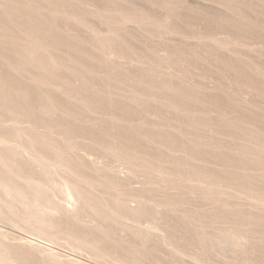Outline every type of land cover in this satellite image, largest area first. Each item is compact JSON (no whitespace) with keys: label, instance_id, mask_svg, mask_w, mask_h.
Here are the masks:
<instances>
[{"label":"bare ground","instance_id":"6f19581e","mask_svg":"<svg viewBox=\"0 0 264 264\" xmlns=\"http://www.w3.org/2000/svg\"><path fill=\"white\" fill-rule=\"evenodd\" d=\"M210 1L0 0V221L47 242L0 230V264H264V0Z\"/></svg>","mask_w":264,"mask_h":264},{"label":"rangeland","instance_id":"374dc122","mask_svg":"<svg viewBox=\"0 0 264 264\" xmlns=\"http://www.w3.org/2000/svg\"><path fill=\"white\" fill-rule=\"evenodd\" d=\"M189 4H191L194 8H198L196 10L201 11L202 9H207V10H213L216 11L217 7L213 4L214 1H210V0H188ZM240 48H243V52L245 54V56H242L244 58L247 59H252L253 57H255L256 55H258V51L256 50L257 45H253L252 48L246 47V46H239ZM92 156V157H91ZM89 157L93 158V155H91ZM129 158H134L132 156H130L129 154H127L125 157H122L120 159L113 157V156H107L106 158H104L103 160H101V165L104 166V168L108 171V173L110 175H125L129 172V169H132L134 171V173H130L131 175V180L133 181L131 183V185H129L127 187V192L130 193H136L137 192V188L140 186V182H139V178L137 177V173L139 172L141 175H143V177H148L149 179L156 180L158 181L159 174L158 173H151L148 172L144 169L143 166H138L136 164H132L129 162ZM135 160H138L136 158H134ZM140 161V160H138ZM161 183H163L164 186V182L160 181ZM175 184H182V186H174V187H178V188H182L185 190V192L183 193H178L179 197L182 196H187V195H194L196 196L198 193L193 192V186L192 185H188L187 183L183 182V181H178ZM173 184V185H175ZM152 191H160L163 190V188H157L156 186H151ZM151 191V192H152ZM200 195H203L206 198V207L207 208H212L215 207L219 204H217L220 200H232V201H236L239 203H247L249 200L248 198L245 196V194L243 193H239V194H234L232 192V190L228 189V188H222L220 191L218 192H212L210 190L207 189H203L202 192L200 193ZM127 196H123V199H126ZM137 197L133 198L136 199ZM140 198V197H138ZM132 205H136L137 202L136 201H131ZM217 204V205H216ZM241 205V204H239ZM237 205V206H239ZM245 207H248L247 204H245ZM148 216H143L141 218L142 221H146ZM111 224H114V226L117 228L116 233H119V227L120 225H122L119 222H115L114 220H110L109 221ZM0 230H5L7 232H9L12 236H7L4 238V241L6 242H10V243H20L22 241H30L32 240H36V241H40L39 243H43L45 242V240H41V238H38L30 233H28L25 229H21V228H17V227H12L7 223H4L2 221H0ZM30 238V239H29ZM111 243V241H109ZM47 243V242H45ZM112 244V243H111ZM58 250H60V252L64 253V254H69L72 253L70 252L69 248L66 245H61V246H57ZM18 250L21 252V254L25 257L26 261L33 263L30 257V253L26 248L17 247ZM28 249L30 251L33 252L34 257L36 258L37 261H40L42 259V256H47L44 252H42L41 250L34 248V247H28ZM55 249V250H57ZM74 254V253H72ZM69 257L71 258H75V255L69 254ZM186 257L187 255L185 253H180V252H174L171 251L170 249H166V248H158L156 251L151 252L149 251L148 254L145 257V261L146 264H190L188 261H186ZM185 260V261H184ZM184 261V262H183ZM53 262H57V261H53ZM96 264H104L101 262H95ZM13 264V263H11ZM34 264V263H33ZM40 264V263H39ZM106 264H115L112 261H107ZM205 264H218L215 260L214 255H212V257L209 259V261H207Z\"/></svg>","mask_w":264,"mask_h":264}]
</instances>
